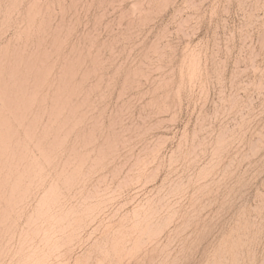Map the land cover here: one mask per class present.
<instances>
[{"label":"rangeland","instance_id":"rangeland-1","mask_svg":"<svg viewBox=\"0 0 264 264\" xmlns=\"http://www.w3.org/2000/svg\"><path fill=\"white\" fill-rule=\"evenodd\" d=\"M0 264H264V0H0Z\"/></svg>","mask_w":264,"mask_h":264}]
</instances>
